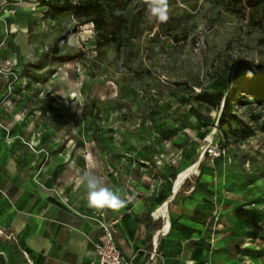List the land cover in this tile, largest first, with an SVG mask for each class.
I'll use <instances>...</instances> for the list:
<instances>
[{
	"label": "rangeland",
	"instance_id": "1",
	"mask_svg": "<svg viewBox=\"0 0 264 264\" xmlns=\"http://www.w3.org/2000/svg\"><path fill=\"white\" fill-rule=\"evenodd\" d=\"M43 1L0 0L1 200L35 207L49 196L87 208L80 177L92 171L123 201L87 212L101 219L144 194L153 205L200 174L210 262L225 228L237 237L226 239L228 261L214 264H264V22L225 0H166L172 19L161 30L160 0H124L126 27L151 22L152 31L99 47L94 24H80L59 46L78 57L60 62L48 47L77 18ZM202 90L235 91L221 126L222 101H197ZM210 142L224 155L204 154Z\"/></svg>",
	"mask_w": 264,
	"mask_h": 264
},
{
	"label": "crops",
	"instance_id": "2",
	"mask_svg": "<svg viewBox=\"0 0 264 264\" xmlns=\"http://www.w3.org/2000/svg\"><path fill=\"white\" fill-rule=\"evenodd\" d=\"M201 184L199 178L172 204L180 185L153 205L144 194L126 203L120 212L105 211L104 219L113 223L123 264H214L218 257L225 258L226 239L236 238V230L226 238L225 228L218 229L210 262L209 231L201 206L207 196L200 191ZM189 193L193 198L177 201ZM83 207L47 196L35 207L21 208L4 203L0 194V264H96L92 242L101 236L100 219L87 214L92 206ZM148 214L153 221L161 218L162 227L148 229ZM154 240L161 253L151 256Z\"/></svg>",
	"mask_w": 264,
	"mask_h": 264
},
{
	"label": "trees",
	"instance_id": "3",
	"mask_svg": "<svg viewBox=\"0 0 264 264\" xmlns=\"http://www.w3.org/2000/svg\"><path fill=\"white\" fill-rule=\"evenodd\" d=\"M186 3L187 0H180ZM45 4L53 14H60L71 11L77 18L76 25L68 27L57 35L48 47L49 53L60 62H67L74 60L78 57V54L71 51L60 52L59 46L66 45L67 39L76 31V27L80 24L92 22L95 27V42L96 45L101 47L109 44L112 41L122 39L121 35L126 32L125 40L138 37L144 30L152 31L154 24L149 22L143 28H138V21H129V27L127 28V9L125 7L124 0H44ZM225 4L231 9H247L250 18L253 19L254 23L261 24L264 22V0H225ZM161 8V7H160ZM142 8L139 13H141ZM166 19H161L160 14L158 15V27L161 30H167L171 21V15L164 9ZM125 31V32H124ZM44 55H47L45 53ZM235 91L227 93L223 97L221 92H208L202 90L196 93L195 99L199 102L207 103L210 106L218 108L220 102L223 103L224 112L219 118V124L225 122L229 115L231 102L234 99ZM206 154V152H204ZM195 160L193 161V163ZM202 167V162L197 163V168ZM200 178V174H194L188 176L180 184L175 195L171 199V204L175 201L180 193H184L191 187H194ZM163 221L159 218L156 221L151 220V215H147L146 225L148 229H157L162 227Z\"/></svg>",
	"mask_w": 264,
	"mask_h": 264
},
{
	"label": "built area",
	"instance_id": "4",
	"mask_svg": "<svg viewBox=\"0 0 264 264\" xmlns=\"http://www.w3.org/2000/svg\"><path fill=\"white\" fill-rule=\"evenodd\" d=\"M204 152L211 158H218L224 155L225 149L216 143L210 142L205 145ZM99 221L101 236L97 241L92 242L96 264H123V256L114 242V226L103 218ZM161 252L156 240L152 241L151 256L159 255Z\"/></svg>",
	"mask_w": 264,
	"mask_h": 264
},
{
	"label": "clouds",
	"instance_id": "5",
	"mask_svg": "<svg viewBox=\"0 0 264 264\" xmlns=\"http://www.w3.org/2000/svg\"><path fill=\"white\" fill-rule=\"evenodd\" d=\"M161 8L153 9L154 13H159L161 19H166L164 8H166V0H160ZM81 183L85 186L86 199L90 206L104 208H116L123 201L104 183V180L92 171H85L80 177Z\"/></svg>",
	"mask_w": 264,
	"mask_h": 264
},
{
	"label": "bare ground",
	"instance_id": "6",
	"mask_svg": "<svg viewBox=\"0 0 264 264\" xmlns=\"http://www.w3.org/2000/svg\"><path fill=\"white\" fill-rule=\"evenodd\" d=\"M185 178H186V176H182L181 177V179L179 180L180 181V183H182L183 182V180H185ZM179 183V182H178ZM165 208V207H164Z\"/></svg>",
	"mask_w": 264,
	"mask_h": 264
}]
</instances>
